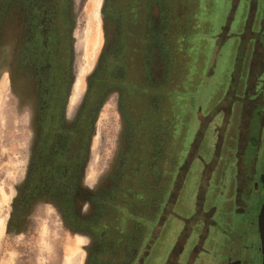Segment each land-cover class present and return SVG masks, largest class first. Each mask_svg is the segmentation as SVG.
Returning a JSON list of instances; mask_svg holds the SVG:
<instances>
[{"label": "flooded vegetation", "instance_id": "af4514ba", "mask_svg": "<svg viewBox=\"0 0 264 264\" xmlns=\"http://www.w3.org/2000/svg\"><path fill=\"white\" fill-rule=\"evenodd\" d=\"M77 3L78 0H5L0 11V89L9 97L0 104V140L13 149L16 164L0 256L11 264H144L151 244L148 236V244L142 247L146 228L137 229L132 240L123 232L114 237L110 231L115 230L103 214L114 205L111 196L123 173L139 162L132 156L142 147V122L134 121L135 99H166L162 90L155 88L169 80L174 66L168 35L172 30L170 3L125 0L120 9L109 11L110 0H102L98 48L81 77L77 101L70 108L71 90L76 84L72 58ZM243 4L244 14L230 22V31L234 23L235 28L224 41L235 37L237 49L245 48L246 29L252 35L264 31V0H246ZM219 30L217 27L212 35L214 44L221 36ZM38 51L40 56H36ZM64 61L69 65L63 78ZM153 103L149 104L152 109ZM108 106H113L118 120L116 148L107 171L94 167L89 174L92 138L99 116ZM262 118H258L259 126ZM253 120L251 112V124ZM247 149L234 147L232 156L234 166L240 162L250 170L239 171L237 165L239 170L234 167L230 175L233 186H217L223 195L227 191L220 200L221 220L215 217V208L209 211L206 207L214 188L211 173L217 161L212 158L201 166L197 181V208L201 211L197 212V245L186 264L194 259L193 253L196 256L191 264L196 259L200 264V254L209 251L205 244L218 245L219 264H257L253 258L233 257L236 248L242 245L241 249H245L248 242L241 239L238 243L234 229L230 232V227L245 226L242 219L258 194L253 170L256 159L244 157ZM205 167L210 170L203 186L199 181ZM117 195L125 207H137L138 201L131 196L122 192ZM169 196L168 191L162 198L163 206ZM153 225L155 231L158 226L156 222ZM122 228L125 230L127 225ZM256 238L258 241L257 232Z\"/></svg>", "mask_w": 264, "mask_h": 264}, {"label": "rangeland", "instance_id": "374dc122", "mask_svg": "<svg viewBox=\"0 0 264 264\" xmlns=\"http://www.w3.org/2000/svg\"><path fill=\"white\" fill-rule=\"evenodd\" d=\"M4 1L0 0V11ZM245 1L180 0V6L178 0H169L170 18L175 23L168 34L171 64L174 66L170 68L169 80L155 88L162 90L166 99H135L134 121L137 124L142 122L139 123L142 147L132 156L139 162L123 171L125 173L111 196L110 202L114 205L103 214V219L115 230L110 231L114 237L116 233L123 232L128 240H132L137 229L143 231L146 228L142 247L144 249L148 244V236L151 244L144 264H174L175 260L177 264H186L188 255L196 247L197 212H201L197 208V181L202 165L212 158L217 161L211 173L214 188L208 195L210 199H207L206 207L209 211L215 208V217L220 220L223 217L219 213L223 192L217 186L225 183L233 186L230 175L235 172L234 167L239 171L250 170L240 162L234 166L233 148L238 147L240 151L248 148L244 157L256 159L253 167L256 181L264 173V118L261 126L257 124L258 118L264 117V31L258 33L254 27L256 32L252 35L246 29V34H243L245 48L242 49L235 47V37L224 43L226 36L235 28L234 23L230 31V22L239 20L244 14ZM110 2L109 11L114 7L120 9L125 0ZM101 3L102 0H78L77 3L72 58L76 84L71 90L70 108L77 101L81 77L87 73L98 48ZM178 21L182 23L178 25ZM217 27L221 36L214 44L212 35ZM173 41L178 45L173 46ZM231 42L234 44L230 45ZM178 47L181 49L179 52ZM40 54L38 51L36 56ZM66 62L61 73L63 78L69 65ZM4 99L9 97L2 88L0 104ZM151 102L158 106L154 105L152 109ZM117 129L118 120L113 106L105 107L92 138L89 174L94 167L107 171L116 148ZM13 152L0 140V243L10 185L15 175ZM230 164H233L231 171L227 169ZM237 165L239 169H236ZM208 170L210 167H205L199 181L203 186L209 177ZM202 190L203 187L201 193ZM168 191L170 196L163 206L162 198ZM118 192L138 201L137 207H125L118 200ZM226 193L225 189L224 195ZM263 194V187L259 185L258 194L242 219L245 226L230 227V232L234 229L238 243L241 239L248 242L245 249H241L242 245L236 248L234 258H253L257 264L261 263L255 219L264 202ZM155 222L158 227L153 231ZM126 225L124 230L122 227ZM215 245H204L211 254H200V264H219L221 253ZM195 256L193 253L194 259ZM194 259H189L188 263ZM8 261L0 256V264H11ZM194 264H197V259Z\"/></svg>", "mask_w": 264, "mask_h": 264}, {"label": "water", "instance_id": "95a60500", "mask_svg": "<svg viewBox=\"0 0 264 264\" xmlns=\"http://www.w3.org/2000/svg\"><path fill=\"white\" fill-rule=\"evenodd\" d=\"M259 184H261L262 186L264 185V173L258 177V181L255 186L258 187ZM256 225H257V233L259 239V254H260L261 264H264V202L262 203L259 209ZM229 264H239V262L237 261Z\"/></svg>", "mask_w": 264, "mask_h": 264}, {"label": "crops", "instance_id": "0c3cea01", "mask_svg": "<svg viewBox=\"0 0 264 264\" xmlns=\"http://www.w3.org/2000/svg\"><path fill=\"white\" fill-rule=\"evenodd\" d=\"M178 2H179V4H180V0H178ZM180 6H181V4H180ZM170 13H171V11H170ZM174 22L171 20V27H172V24H173ZM182 22L181 21H178V25L179 24H181ZM175 24V23H174ZM172 31V30H171ZM172 33V32H171ZM174 42V41H173ZM178 50H181V49H179V47H178Z\"/></svg>", "mask_w": 264, "mask_h": 264}]
</instances>
